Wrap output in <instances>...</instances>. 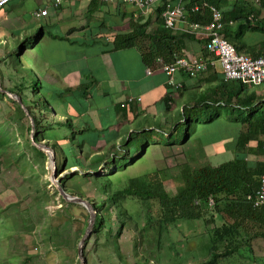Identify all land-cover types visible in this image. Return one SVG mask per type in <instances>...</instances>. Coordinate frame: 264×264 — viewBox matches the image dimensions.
<instances>
[{
	"label": "rangeland",
	"instance_id": "rangeland-1",
	"mask_svg": "<svg viewBox=\"0 0 264 264\" xmlns=\"http://www.w3.org/2000/svg\"><path fill=\"white\" fill-rule=\"evenodd\" d=\"M249 1L256 5L252 0ZM34 5V0H28L24 5V10L30 12ZM11 7L15 9V7ZM22 19V17H15L11 23L3 21L1 24L12 29L10 26H16L17 22ZM24 20L26 23L32 22V25L38 28L43 21L40 17L30 15L25 16ZM27 29V34L31 40L30 47L33 48L35 35L39 32L31 30L32 28ZM2 36H6V31L4 32L0 28V42ZM3 42L5 43V39ZM10 45L12 50L10 67L9 71H5L4 76L6 85L12 83L9 80V73L16 76L15 69L19 65L16 62V53L14 52L15 43L10 41ZM4 52L5 47H0V56H3ZM30 77L33 80L36 77L35 73L31 72ZM12 81H15V78H12ZM209 88L214 89L215 87L204 85L201 95H208ZM254 88L264 90V84ZM32 92L33 87L30 92L27 91L29 104L37 107L35 110L41 117V122L47 123L46 129L42 131L45 136L50 138V140L42 138L40 143L50 145L53 140H57L60 144L65 143L69 153L72 148L70 145L73 143L71 129L82 126V120L75 119L72 121L68 119L66 121L64 119L59 120L56 124L52 111V107H55L53 103L50 102V106L45 105L43 92H37L35 96ZM8 97L0 94V161L2 163L0 169V207L7 211L8 207L16 204L20 211H15L12 208L9 210L12 211L9 213V218L13 227L12 231L8 233L11 240L0 239L2 248L0 264H81L78 244L88 226V208L84 203L68 201L61 195L56 182L51 179V164L48 154L46 153L45 158L36 157L33 151L28 148L32 134V126L29 131L30 117L21 115L16 108V100ZM187 97L190 95L184 93V98ZM35 99L38 100L34 101ZM255 105L264 107V103L259 99L256 100ZM173 107L172 112H161L155 117L149 113L143 116L138 112L136 118L127 124L128 128L125 133L127 134L126 137H130V140L120 150L121 155L116 154L112 161L105 157L100 163L99 170L92 175H88L81 168L82 164L79 159H82V152L77 143L73 148L76 153L75 159H73L75 167L65 168L62 166L60 168L61 163L56 161V172L60 185L64 181L62 186L67 189L66 191L70 195L77 196L78 193H81L80 197L87 200L90 197L101 196L93 175L106 174L111 178L114 191H124L131 185V178L135 177H140L146 184V188L140 193L135 194L133 192L136 191L134 190L135 186L132 185L130 188L133 191H129L130 194H121L122 205L133 215L117 241L121 256L115 252L113 246L109 245L105 230L99 233L97 241L92 232L84 245L83 255L86 264H134V262L139 264H191L208 257L211 249L209 229L212 228L213 224L207 223V221L211 216L220 214L219 210L212 209L213 206H207L204 208L205 216L192 219L184 216L180 213L183 210L177 208L179 210L176 212L178 214L175 221L166 223L162 216L159 198L151 197L152 192L157 191L156 187L159 184L170 196H174L185 185L183 173L187 165L198 167L202 163H208V160L198 159L192 146H170L173 143H181L183 134V122H179L181 105L177 104ZM207 109L208 106L205 108V115H209ZM243 115L248 116L249 114L244 110ZM200 123L203 122L200 120ZM210 123L206 128H211L213 131L211 135L215 133L214 136L216 135L217 139L207 135L204 141L211 140V144L218 143L214 148L207 149V152L212 155L210 163L219 165L233 158L234 155L230 151L235 149L241 125L230 122L224 117L216 129L214 126L217 125V122ZM158 125L168 127L167 130L176 126L174 130L176 138L173 139V142L169 137H166L163 131L157 129ZM51 126H55L54 129L50 128ZM198 126L201 131L202 125L198 124ZM137 128L139 131H134ZM85 131L88 136L94 132ZM34 135L35 130L33 137ZM76 137L79 138V135ZM148 142L150 146L143 153V148ZM122 145L123 140L119 144L116 143L117 148L122 147ZM104 147L108 146L101 145L99 148L101 149L99 152L104 153L102 155L109 156L111 151H115L114 149L104 150ZM127 147L129 148L128 154L126 152ZM91 152H95V148H91ZM139 153H141L140 156ZM91 160L92 158L84 159V162L88 165ZM115 160L116 162H114ZM97 181L100 183V180ZM66 202L77 204L67 205ZM4 209H0V213L6 216ZM149 216L151 219L148 220ZM66 217L71 219L69 230L61 234L62 237L59 235L56 239L49 237L47 239L46 224L55 225ZM1 218L0 215V220ZM108 224L113 227V231L118 227L115 219ZM136 240L138 242L135 246ZM36 246L38 249L35 248ZM263 252L264 250H254L256 255H264ZM234 262L233 264H259L256 259L248 262L238 258Z\"/></svg>",
	"mask_w": 264,
	"mask_h": 264
},
{
	"label": "trees",
	"instance_id": "trees-1",
	"mask_svg": "<svg viewBox=\"0 0 264 264\" xmlns=\"http://www.w3.org/2000/svg\"><path fill=\"white\" fill-rule=\"evenodd\" d=\"M204 1L214 4L220 8L224 20L222 34L227 39L232 41V43L234 42L238 50L241 49L239 36H242L245 27L250 26L253 29L264 30V17L260 19L257 16L256 10V7H262L264 0H260V4H256V6H253L249 0H244V4L241 2L242 0H236V3L233 5L228 4V0H185V6L187 9L186 19L188 18L189 21H200L203 23L209 22L211 19V12L208 7L202 6ZM89 2L93 3L96 1L89 0ZM100 2L106 3L107 1ZM196 4H200L201 7L198 10H192ZM131 5L139 9L135 4ZM3 8L4 7L0 8V28L3 29L4 32L6 31V36H2L0 42V47H5L3 56H0L1 85L4 89L10 90L19 96L23 105L29 111L30 116L34 120V140L38 143L42 141V138H48L50 140L49 137L43 134L47 123L44 124L41 122V117H39L35 110L37 107L31 106L29 104L30 100H28L29 96L27 91L30 92V89L33 87L32 94L35 96L37 92H43L45 105L50 106V101L47 96H45L46 90L44 89V86H42L41 80L37 76L33 80L30 77V73L34 72L30 66L31 63L28 65L29 62L33 61V58L30 56L31 40L29 39V35L27 33L20 34L13 29L2 26L1 10H3ZM252 11H255L256 14L250 18L249 15ZM231 20L238 23L237 32L235 34L237 38L235 39L229 37L232 36V34H230L231 28L229 26ZM130 25V30L116 32L114 35V42L118 46L130 47L141 41L144 43L149 41L150 47L152 44L153 46L143 54L146 65L155 61L157 56H163L166 60H171L175 56L184 55V46H182L179 42V39L181 38H183V40L186 38L200 39L204 43L202 57L206 60L213 59V55L206 49V41L204 39L199 38L195 34L186 33L184 30H182V32L180 31L181 34L176 33V28L165 27L163 18L159 20L157 25L152 26L149 15L142 13L133 17V14L131 13ZM36 31L39 33L35 35V39H39L44 30L38 28ZM4 39L5 43L3 42ZM10 41L15 43L14 52L16 53V62L19 65L15 69L16 76L9 73V80L12 83L10 85H6L4 76L5 71H9L10 56L12 51L10 49ZM211 68L215 69L216 73H218L216 69L221 71V67L219 65H216V67L214 65L210 66L207 70ZM216 77L217 82L214 86H212L215 88H209L208 95H201L200 93L197 98L188 100L182 106L179 119V122H183L181 143H173L170 146L186 145L193 137L198 135V132L200 131L198 124H201L203 127L202 131H206V134H208V132L211 131V128L207 129L206 127L211 124L210 122H217V125L214 126V129H216L224 117L230 122H236L241 125L235 149L232 151L234 155L233 158L222 162L219 165H213L210 163L201 164L198 167H191L187 165L183 173L185 185L177 194L170 196L166 190H164L163 186L159 184L156 187L157 191L152 192L151 197L159 198L162 206V216L166 223L175 221L178 214L176 212L179 210L177 208L183 210L182 212L180 211V213L184 216L192 219H199L200 217L205 216L206 213L204 208H207L208 206V198L209 196L213 197L214 206L212 209H218L220 214H216L217 216H211V218L207 221V223L213 224L212 228L209 229L211 249L208 257L191 264H233V262H236L238 258L245 259L248 262L256 259L259 264H264V256L256 255L251 244L254 237L260 235L264 236V205L256 207L253 205V200L248 197L249 195L255 196L256 191L261 185V176L264 169V107L261 108L260 105H255L257 99L264 103V93L256 90L254 88L256 86L251 87L252 85L249 86L240 80H226L224 79L222 73L220 75L217 74ZM12 78H15V81H12ZM0 94L8 97V95L4 92L0 91ZM37 100L38 99H35L34 101ZM162 101L165 107L164 111L166 113L172 112V97L170 93L168 96L164 97ZM16 103V108L21 115L28 116L22 108L20 102L16 100ZM135 105V103H130L126 106H121L120 102L121 107H119L120 109L129 107L132 112H135L137 111V107H135ZM207 106V113H209V115L204 114ZM244 110L247 111L249 114L248 116L243 115ZM200 115L202 116L200 117ZM67 118L70 119L69 117ZM68 119H66V121ZM200 120L203 123H200ZM82 124V126H78L76 128L72 127L71 129L73 132V143L70 145L72 148L69 153L67 151L68 147L65 143L60 144L57 140H53L50 143V146L56 152V161L61 163L60 168L62 166L65 168H72L75 167L73 159H75L74 157L76 155L73 148L76 143L79 144V148L82 152V159H79V162L82 164L81 168L88 175H92L94 172L99 170L100 163L105 157L112 161L116 154L121 155L120 150L123 146H125L124 144L127 145L130 137L123 138L122 147L117 148L116 144H114L111 149H114L115 151H111L109 156L102 155L104 153L98 151L92 153L91 148L96 149L100 136L98 135V131L93 129L94 132L90 138L85 131L86 123L83 122ZM31 126L32 124L30 122L29 131L31 130ZM41 127L43 128L40 131ZM54 127L55 126H51L50 128L54 129ZM166 128L168 127H162L161 125L157 126V129L163 131L166 137H169L173 142V139L176 138V133L174 131L176 126L172 127L173 129L171 130H167ZM134 131H139V129H134ZM212 133L213 131H211L208 135L213 136L211 135ZM78 135L79 138L76 137ZM95 136L96 139L94 140ZM112 139L114 140V138ZM106 142H109V139H106ZM149 146L150 143L148 142L143 148V153L146 152ZM28 148L33 151L36 157L41 156L42 158H45L47 155L44 151L34 145L32 138L29 140ZM84 148L85 150H83ZM126 152L128 154V147ZM140 155L141 153H139V156ZM261 155L263 156L262 160L258 158ZM88 158H92V160L88 165H86L84 159ZM114 162H116V160ZM14 165L17 166V164ZM1 167L2 163L0 161V169ZM93 179L98 186L101 196L99 195L96 198H88V201L92 204L93 209L95 210V222L92 232L95 234V239L97 241L99 233L105 230L109 245L113 246L115 252L121 256L117 241L122 235L124 227H126V225L129 224L133 218V215L122 205L120 201L121 194H130L129 191H133L130 188L132 185L135 186L134 190H136L133 192L135 194L140 193L141 190L146 188V184L140 177H135L131 178V185L128 188H125L124 191H114L112 188L111 178H109L106 174L96 176L93 175ZM97 180H100V183ZM63 183L64 181L61 182V185H63ZM78 194L79 195L77 196H81V193ZM66 203L67 205L77 204L72 202ZM11 208L15 211H20L16 204L8 207L7 211L0 207V209H4L6 211V216L0 213L2 216L0 220V239L5 238L11 240V238L8 237V233L12 231L13 227L9 218V213L12 212L9 211ZM113 214L115 215L114 218ZM89 218L90 212L88 210V219ZM88 219L87 221H89ZM113 219L116 220V225H118L115 231H113V227L108 224L112 223ZM149 219H151L150 216L148 217V220ZM70 223L71 219L66 217L63 221L55 225L50 223L46 224L45 232L47 239L48 237L56 239L59 235L68 231ZM137 242L138 241L136 240L135 246L137 245ZM35 248L38 249L37 246ZM1 251L2 248L0 246V252ZM244 252L247 253L243 254ZM134 264L139 263L134 262Z\"/></svg>",
	"mask_w": 264,
	"mask_h": 264
},
{
	"label": "crops",
	"instance_id": "crops-1",
	"mask_svg": "<svg viewBox=\"0 0 264 264\" xmlns=\"http://www.w3.org/2000/svg\"><path fill=\"white\" fill-rule=\"evenodd\" d=\"M27 1L11 0L4 6V11L1 10V22L11 23L15 17L25 19V16H33L32 12L36 9L48 10L45 16L40 17L43 21L39 28L45 33L35 39L33 48H30L34 64L29 63L46 90L45 96L55 106L52 107L54 122L57 124L59 120L68 119L67 117L71 120L81 119L86 123V130L98 131L100 139L95 152L101 150V145L108 146L104 147V150H110L114 144L122 141L127 136V124L136 118L138 112L143 116L149 113L154 117L165 112L162 100L169 93L172 97V109L180 104L181 110L188 100L199 96L204 85L214 86L217 74L222 73L219 69H216V73L213 68L197 77L177 72L176 77L184 83V87L181 90H172L167 84L166 73L157 68L156 62L146 65L144 61L143 54L153 44L151 47L149 41H141L130 47L115 44L114 35L117 31L131 29V13L133 17L142 13L149 15L151 25H157L164 9L159 3L154 4L150 11L142 12L126 3L62 0L57 7L53 5V0H34L35 5L29 12L24 10ZM241 2L244 4V0ZM234 3L236 0H228V4ZM256 10L257 16L262 19L264 2L262 7H256ZM255 14V11H252L250 18ZM23 19L17 22L16 26L10 27L20 34L27 33V28L35 31L38 29L32 22L26 23ZM237 25L238 23L232 20L229 23L232 34L229 37L232 39L237 38ZM184 26L181 21L176 27V33L181 34L180 30L182 31ZM239 41L240 51L264 56V30L247 26L242 36H239ZM179 42L184 46V55L203 56L204 43L200 39L181 38ZM147 66L153 67L152 73L146 71ZM259 91L264 93V90ZM184 93L190 97L184 98ZM128 96L141 97L140 101L135 102L137 111L132 112L129 107L120 109V102ZM206 133L199 131L198 135L184 146H192L199 160H208L210 163L212 155L207 149L214 148L218 143L211 144L210 140L205 142L204 139L208 135ZM213 138L217 139V136L213 134ZM106 139H109V142H106ZM259 159L262 160L263 156ZM251 244L254 250H264V236L254 237Z\"/></svg>",
	"mask_w": 264,
	"mask_h": 264
},
{
	"label": "built area",
	"instance_id": "built-area-1",
	"mask_svg": "<svg viewBox=\"0 0 264 264\" xmlns=\"http://www.w3.org/2000/svg\"><path fill=\"white\" fill-rule=\"evenodd\" d=\"M10 0H0V8L4 7ZM62 0H54V6H58ZM78 1V0H75ZM92 1V0H91ZM107 2H125L138 6L142 12L149 11L154 4L163 6L162 16L165 27L176 28L182 21L185 26L182 30L195 34L206 42V49L213 55V59L206 60L190 55L175 56L171 60H166L163 56L156 57V64L159 70L167 75V84L172 90L183 88L184 83L176 77L177 72L185 73L190 77H197L206 72L210 66L219 65L226 80H240L245 84L258 86L264 83V56H254L237 49L234 43L229 41L223 34V15L219 7L204 1L203 7H208L211 12L209 22L189 21L186 19L187 9L185 0H95ZM260 4V0H252ZM200 4H196L192 10H198ZM47 9H36L32 12L35 17H43L47 14ZM148 73L153 72L152 66H147ZM140 96H128L121 102V106L140 101ZM253 200L254 206L264 205V169L261 176V185L255 196H248ZM214 205L212 196L208 198V206Z\"/></svg>",
	"mask_w": 264,
	"mask_h": 264
},
{
	"label": "water",
	"instance_id": "water-1",
	"mask_svg": "<svg viewBox=\"0 0 264 264\" xmlns=\"http://www.w3.org/2000/svg\"><path fill=\"white\" fill-rule=\"evenodd\" d=\"M0 91L6 93L12 99L18 100L20 102L22 108L25 110L26 114L30 117L31 124H32V134H31L32 141L37 148H39L40 150H42L48 154L49 159H50V164H51V179L53 180V182H56L57 187L59 188L61 195L68 201L84 203L90 212V218H89V223H88L87 229H86L83 237L81 238V240L78 244V255H79V258L81 259V264H86L85 258L83 255L84 245H85L87 237L92 234V229H93L94 222H95V210L93 209L92 204L87 199H84L80 196L70 195L64 189V187L62 185H60L58 173L56 172V170H57L56 152L50 145L38 143L34 140V137H33L34 120L30 116L29 111L23 105L21 98L19 96H17L15 93L11 92L10 90L4 89L1 85V82H0Z\"/></svg>",
	"mask_w": 264,
	"mask_h": 264
},
{
	"label": "bare ground",
	"instance_id": "bare-ground-1",
	"mask_svg": "<svg viewBox=\"0 0 264 264\" xmlns=\"http://www.w3.org/2000/svg\"><path fill=\"white\" fill-rule=\"evenodd\" d=\"M54 1V0H53ZM78 1H80V0H78ZM63 2H64V0H63ZM106 2V1H105ZM162 18H163V16H162ZM187 20H188V18H187ZM224 21V20H223ZM184 23V22H183ZM181 25V24H180ZM183 28V27H182ZM175 30V29H174ZM178 30V29H177ZM176 30V31H177ZM181 31V30H180ZM182 32V31H181ZM187 33V32H186ZM201 58V57H200ZM203 58V57H202ZM216 67V66H215ZM222 72V71H221ZM182 73V72H181ZM186 75V74H185ZM264 165V164H263ZM261 184V183H260Z\"/></svg>",
	"mask_w": 264,
	"mask_h": 264
},
{
	"label": "clouds",
	"instance_id": "clouds-1",
	"mask_svg": "<svg viewBox=\"0 0 264 264\" xmlns=\"http://www.w3.org/2000/svg\"><path fill=\"white\" fill-rule=\"evenodd\" d=\"M214 206V205H213Z\"/></svg>",
	"mask_w": 264,
	"mask_h": 264
}]
</instances>
